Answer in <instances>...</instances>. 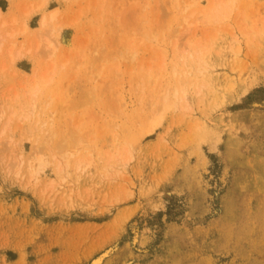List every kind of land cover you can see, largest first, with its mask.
I'll return each instance as SVG.
<instances>
[{
    "label": "rangeland",
    "instance_id": "rangeland-1",
    "mask_svg": "<svg viewBox=\"0 0 264 264\" xmlns=\"http://www.w3.org/2000/svg\"><path fill=\"white\" fill-rule=\"evenodd\" d=\"M0 8V264H264V0Z\"/></svg>",
    "mask_w": 264,
    "mask_h": 264
},
{
    "label": "bare ground",
    "instance_id": "bare-ground-1",
    "mask_svg": "<svg viewBox=\"0 0 264 264\" xmlns=\"http://www.w3.org/2000/svg\"><path fill=\"white\" fill-rule=\"evenodd\" d=\"M3 11H2V9L0 8V17H1V13H2ZM55 13H52V15L51 16H53ZM48 21V17H47V15H45L43 18H42V20H41V22H42V24H45L46 22ZM4 24V23H3ZM168 28H169V26H168ZM166 95V100L164 101V102H166L165 104H166V106H168V102L167 101H169V104H170V90L168 91V93H166L165 94ZM164 95V96H165ZM164 100V99H163ZM34 104H35V102H33ZM164 104V103H163ZM170 106V105H169ZM82 145H83V143H82ZM79 146V145H78ZM75 148H77V146L75 147ZM78 149V148H77ZM79 150V149H78ZM78 152H75V154H77ZM49 162H50V159H49V156L47 155V154H37L35 157H33L31 160H30V162H29V170H30V174H31V176H32V178H35V179H37V177H36V175L40 172V170H43L44 168H46L47 166H49L50 164H49ZM20 165L22 166V164L20 163ZM111 165V164H110ZM133 226V225H132ZM138 226V225H137ZM135 232H137V231H135ZM135 234V233H134ZM135 238V237H134ZM138 238V237H137ZM135 241H137V239L136 240H134V242ZM136 243V242H135ZM106 252L104 253V255H101L99 258H97L96 260H94L93 261V264H100L101 262H102V260H103V258L106 256Z\"/></svg>",
    "mask_w": 264,
    "mask_h": 264
}]
</instances>
